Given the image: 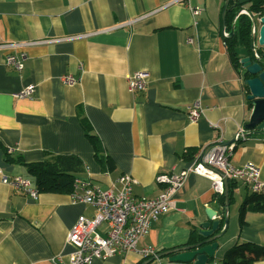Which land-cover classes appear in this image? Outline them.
<instances>
[{
	"label": "crops",
	"instance_id": "0c3cea01",
	"mask_svg": "<svg viewBox=\"0 0 264 264\" xmlns=\"http://www.w3.org/2000/svg\"><path fill=\"white\" fill-rule=\"evenodd\" d=\"M224 1L0 0V264H67L74 249L68 231L80 215L94 213L91 205L73 202L69 193L38 191L32 198L4 183L3 175L26 171L6 160V148L27 162L42 160L45 152L74 154L84 163L79 177L108 189L126 173L136 180L134 196L154 197L161 190L156 176L191 166L201 148L215 142L218 132L211 123H218L222 142L234 143L231 163L259 166L264 194V134L244 126L251 111L244 79L252 76L238 71L240 62L235 69L228 57L224 38L233 27H224ZM251 1L229 0L228 5L248 10ZM193 8L198 14H192ZM255 27L253 58L248 48L238 46L239 61L264 59L260 24ZM19 52L28 59L16 70L5 56ZM141 70L149 73L145 87L129 91L128 75ZM63 75L75 81L66 84ZM30 84L35 86L30 96H15ZM194 103L200 114L190 121L187 109ZM82 118L98 137L109 166L102 168L95 159ZM241 125L246 139L234 141ZM228 189L233 199L225 211V199L222 205L211 181L189 173L174 196L175 208L150 222L139 246H152L158 255L199 240V223L208 220L206 207L216 211L212 219L228 216L225 228L224 219L219 223L216 233L224 230L205 264H221L235 243L264 244V211L247 210L239 224L249 185L237 180ZM170 255L147 264H196L170 262ZM151 257L127 252L92 264H142ZM255 264H264V258Z\"/></svg>",
	"mask_w": 264,
	"mask_h": 264
},
{
	"label": "built area",
	"instance_id": "2783aa9c",
	"mask_svg": "<svg viewBox=\"0 0 264 264\" xmlns=\"http://www.w3.org/2000/svg\"><path fill=\"white\" fill-rule=\"evenodd\" d=\"M244 11L241 9L240 12ZM198 12V9H193L194 14ZM222 35L227 36L225 29L222 30ZM186 40L192 42L191 37ZM13 45L15 44L8 46ZM254 55L258 57L255 51ZM27 59L25 52L9 53L5 56V63L16 70H21ZM148 76L149 73L144 70L130 73L127 77L129 91L142 90ZM61 79L66 84L75 81L70 75H63ZM34 90L35 86L30 84L15 96H30ZM187 114L190 121H196L200 114L199 103L189 106ZM211 126L218 132L215 142L206 149L201 148L188 168L178 173L157 175L155 181L161 186V190L154 197L134 196L132 189L136 180L126 173L120 175L108 189H102L88 179L76 177L73 181V189L69 193L71 200L91 205L94 213L89 217L80 215L68 231L67 242L74 249L69 255L67 264H92L94 259H106L114 254L127 252H133L141 258L156 257V249L152 246H139V240L147 234L152 220L175 208L174 196L189 173L207 177L215 193H224L226 178L240 180L247 183L252 191L261 192L263 183L259 178V166L251 162L241 166L233 165L229 157L234 143L223 144V131L220 125L211 123ZM246 136L245 129L241 125L237 128L234 141L244 140ZM2 181L14 185L19 191L32 198L38 195L37 188L28 178L3 175ZM102 225L106 226L103 231L100 230Z\"/></svg>",
	"mask_w": 264,
	"mask_h": 264
},
{
	"label": "trees",
	"instance_id": "16d2710c",
	"mask_svg": "<svg viewBox=\"0 0 264 264\" xmlns=\"http://www.w3.org/2000/svg\"><path fill=\"white\" fill-rule=\"evenodd\" d=\"M228 5L225 17V29L228 31L234 28L233 35L225 37V47L232 63L236 69L239 65V55L237 53L238 46H245L248 48L252 55L250 38H251V20L248 15L238 14L240 6L231 8ZM248 11L252 14H264V0H252ZM82 126L85 130L87 139L91 142L94 148V157L101 163L102 168L110 165L108 158L103 160L101 157L102 149L96 134L93 133L89 122L81 119ZM6 160L22 165L26 172L27 178L31 181L32 185L37 188L39 192H63L70 193L73 189V181L78 175L84 172V163L80 157L74 154H54L44 153L42 160L27 162L21 156H12L8 149H4ZM112 168V167H111ZM228 187L235 186L237 180L229 179ZM222 201L225 199L224 193L218 195ZM228 199H233V191L228 189ZM247 210L264 211V194L255 192L248 189L247 195L244 196L239 206V224L243 222L244 212ZM224 216H221L219 221H222ZM220 230V228H219ZM193 241V239L191 240ZM194 242V241H193ZM264 258V244H257L253 242L235 243L228 248L221 259V264H255L259 259Z\"/></svg>",
	"mask_w": 264,
	"mask_h": 264
},
{
	"label": "water",
	"instance_id": "95a60500",
	"mask_svg": "<svg viewBox=\"0 0 264 264\" xmlns=\"http://www.w3.org/2000/svg\"><path fill=\"white\" fill-rule=\"evenodd\" d=\"M237 4L244 5L251 0H236ZM229 0H225L222 9V21H225V13ZM254 20V19H253ZM259 38L258 43L264 51V16L259 19ZM232 28L228 37L233 35ZM255 36H251V45L253 46ZM241 67L239 72L245 70V74H249L252 77L244 79L246 84V100L251 105V111L248 120L245 123V128L255 129V132L264 134V59L257 58L252 60L249 56L240 59ZM231 141L223 142V144H230ZM210 146V145H209ZM224 195H225V211L228 210V179H224ZM205 214L207 216L206 221L199 223L198 236L199 240L192 244L184 245L181 247H175L159 253L156 257L163 255H169L168 261L170 262H186L194 260L196 264H205L209 258L214 256V252L218 247L216 239L222 234V231L227 226V214L224 216V228L222 231L216 233L219 227V219H212L216 215V211L211 207L205 208ZM155 257H151L142 264H147L154 260Z\"/></svg>",
	"mask_w": 264,
	"mask_h": 264
},
{
	"label": "bare ground",
	"instance_id": "6f19581e",
	"mask_svg": "<svg viewBox=\"0 0 264 264\" xmlns=\"http://www.w3.org/2000/svg\"><path fill=\"white\" fill-rule=\"evenodd\" d=\"M193 9H198V8H193ZM193 9H191V12H192V14H194L193 13ZM199 10V9H198ZM245 11L244 12H238V14H245V15H248L249 16V18H250V20H251V28L253 29V31L252 32H255V30H256V27H255V25H256V23L258 22L259 23V19H260V17H262L263 15H259V14H252V13H250L248 10H246V9H244ZM198 14V13H197ZM255 15H257V16H259V17H256L255 18ZM254 19V20H253ZM256 20H257V22H256Z\"/></svg>",
	"mask_w": 264,
	"mask_h": 264
},
{
	"label": "rangeland",
	"instance_id": "374dc122",
	"mask_svg": "<svg viewBox=\"0 0 264 264\" xmlns=\"http://www.w3.org/2000/svg\"><path fill=\"white\" fill-rule=\"evenodd\" d=\"M20 174H21V176L24 177V178H27V176H28L26 171H25L24 173L21 172ZM156 253H157V251H156Z\"/></svg>",
	"mask_w": 264,
	"mask_h": 264
}]
</instances>
